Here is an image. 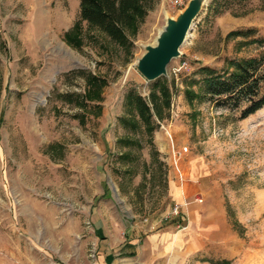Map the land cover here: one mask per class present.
Masks as SVG:
<instances>
[{
    "label": "rangeland",
    "instance_id": "1",
    "mask_svg": "<svg viewBox=\"0 0 264 264\" xmlns=\"http://www.w3.org/2000/svg\"><path fill=\"white\" fill-rule=\"evenodd\" d=\"M175 1L150 0L131 45L82 23L76 47L80 0H0V264H101L109 234L156 224L175 227L165 264H264V108L241 119L247 103L186 96L200 69L264 57V0H207L168 77L147 82L135 65L187 6ZM249 30L259 42L228 39ZM259 73L262 97L264 61ZM157 84L170 105L155 132L131 130L128 95L154 113ZM180 201L184 230L170 215Z\"/></svg>",
    "mask_w": 264,
    "mask_h": 264
},
{
    "label": "trees",
    "instance_id": "2",
    "mask_svg": "<svg viewBox=\"0 0 264 264\" xmlns=\"http://www.w3.org/2000/svg\"><path fill=\"white\" fill-rule=\"evenodd\" d=\"M231 0H226L230 2ZM150 0H80V19L71 33H67V41L76 47L81 46L79 33L81 24L86 23L89 27L98 30L106 35L111 41L120 45L128 46L132 43L127 36V30L133 29L137 23L144 18ZM252 31H234L228 34V39L242 38L245 42L241 45H250L259 41H248ZM263 53L260 57L244 60H226L224 71L219 72L208 67L200 69L204 74L203 79L197 83L193 80L192 86L199 84L200 93L192 90L186 91L187 99L193 103L197 98L203 101L210 99L217 106L237 110L242 108L241 119H246L264 108V95L261 97V79L259 74L263 64ZM264 82V81H263ZM91 91L99 95L98 84L101 81L91 76L88 78ZM191 86V84H190ZM151 93V100L154 113L148 101L141 95L130 93L127 97V109L133 121L124 120L123 123L131 130L145 129V132L152 136L156 130L154 115L163 116V110L170 105L169 87L166 84H157ZM95 96V97H96ZM152 143V142H151ZM137 144L134 140L128 139L126 145ZM126 157L128 155H125ZM216 264V263H215ZM217 264H229L228 261H221Z\"/></svg>",
    "mask_w": 264,
    "mask_h": 264
},
{
    "label": "water",
    "instance_id": "3",
    "mask_svg": "<svg viewBox=\"0 0 264 264\" xmlns=\"http://www.w3.org/2000/svg\"><path fill=\"white\" fill-rule=\"evenodd\" d=\"M207 0H189L176 18L166 17L165 26L159 31L154 45L145 47V53L136 63L139 73L147 82L168 77L171 62L181 57V48Z\"/></svg>",
    "mask_w": 264,
    "mask_h": 264
},
{
    "label": "crops",
    "instance_id": "4",
    "mask_svg": "<svg viewBox=\"0 0 264 264\" xmlns=\"http://www.w3.org/2000/svg\"><path fill=\"white\" fill-rule=\"evenodd\" d=\"M183 203V201H180L177 204ZM105 229L109 233L107 226ZM174 231L175 227L173 225L165 226V224H156L151 230L146 231L132 228L131 233L129 229L122 230V227H120L119 232L108 235L110 237L108 240L110 241L108 243L110 251L106 252L107 255H104L100 262L101 264H109L111 253L121 247L122 251L115 252L114 256L125 254L123 260H121L122 264H165L173 249Z\"/></svg>",
    "mask_w": 264,
    "mask_h": 264
},
{
    "label": "built area",
    "instance_id": "5",
    "mask_svg": "<svg viewBox=\"0 0 264 264\" xmlns=\"http://www.w3.org/2000/svg\"><path fill=\"white\" fill-rule=\"evenodd\" d=\"M189 0H176L175 5L182 6L185 3H188ZM188 148H184V152H188ZM187 204H176L175 207L172 209L170 215L174 216L176 219L180 220L178 223V228L181 230H184L186 227H183V221H181L182 218V208L186 206Z\"/></svg>",
    "mask_w": 264,
    "mask_h": 264
}]
</instances>
